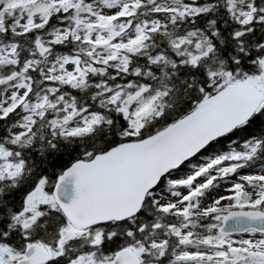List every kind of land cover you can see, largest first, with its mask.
Returning <instances> with one entry per match:
<instances>
[{
    "label": "snow or ice",
    "instance_id": "1",
    "mask_svg": "<svg viewBox=\"0 0 264 264\" xmlns=\"http://www.w3.org/2000/svg\"><path fill=\"white\" fill-rule=\"evenodd\" d=\"M0 264H264V0H0Z\"/></svg>",
    "mask_w": 264,
    "mask_h": 264
}]
</instances>
